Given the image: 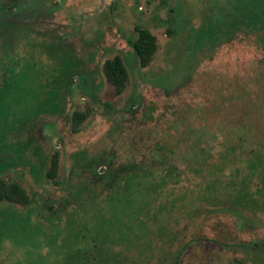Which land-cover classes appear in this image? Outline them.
<instances>
[{
  "label": "rangeland",
  "instance_id": "1",
  "mask_svg": "<svg viewBox=\"0 0 264 264\" xmlns=\"http://www.w3.org/2000/svg\"><path fill=\"white\" fill-rule=\"evenodd\" d=\"M15 1L0 179L29 203L0 202V264H264V0ZM135 27L157 39L146 68Z\"/></svg>",
  "mask_w": 264,
  "mask_h": 264
},
{
  "label": "trees",
  "instance_id": "2",
  "mask_svg": "<svg viewBox=\"0 0 264 264\" xmlns=\"http://www.w3.org/2000/svg\"><path fill=\"white\" fill-rule=\"evenodd\" d=\"M136 38L131 42L134 55L137 57L139 66L146 68L152 61L157 51V39L147 29L135 27ZM102 74L106 82L113 88L114 96H120L126 89L128 81V72L120 56L108 59L102 64ZM90 108L85 111H75L71 116L72 132L76 133L81 124L89 117ZM59 168V153L55 151L50 159V165L47 176L54 179L57 176ZM0 202H8L20 206H26L29 203V197L26 191L17 183H7L0 179ZM231 213V212H230ZM237 215L246 224L254 223L242 215H238V210L232 212ZM255 224V223H254Z\"/></svg>",
  "mask_w": 264,
  "mask_h": 264
},
{
  "label": "flooded vegetation",
  "instance_id": "3",
  "mask_svg": "<svg viewBox=\"0 0 264 264\" xmlns=\"http://www.w3.org/2000/svg\"><path fill=\"white\" fill-rule=\"evenodd\" d=\"M17 5V2L15 0H8L6 4L0 5V10H6L10 11L11 9H15ZM0 40L2 41L1 44L6 47L10 46L9 49H12L13 42L19 41V39L22 37L20 34L21 31L18 30V27L15 30V34L13 33V29H11V26L8 27L4 24V22H0ZM8 31L12 32L11 35H7ZM9 54H13V52L9 51ZM4 56V55H3Z\"/></svg>",
  "mask_w": 264,
  "mask_h": 264
}]
</instances>
